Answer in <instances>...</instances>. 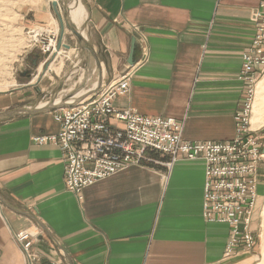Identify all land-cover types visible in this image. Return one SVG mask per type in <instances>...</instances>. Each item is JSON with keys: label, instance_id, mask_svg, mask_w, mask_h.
I'll return each instance as SVG.
<instances>
[{"label": "crops", "instance_id": "crops-1", "mask_svg": "<svg viewBox=\"0 0 264 264\" xmlns=\"http://www.w3.org/2000/svg\"><path fill=\"white\" fill-rule=\"evenodd\" d=\"M261 1L73 0L69 18L92 50H83L82 66L98 71L97 87L82 88L77 99L129 71L115 107L181 121L188 142L231 141L244 93L242 55L255 30L251 13ZM32 69L38 74L37 64ZM60 72L53 81L42 76L1 91L0 113L60 95ZM59 130L53 110L0 117V264H25L12 232L36 235L39 264H231L224 256L228 226L202 215V159L130 165L86 187L78 200L65 188L60 147L32 141Z\"/></svg>", "mask_w": 264, "mask_h": 264}, {"label": "built area", "instance_id": "built-area-1", "mask_svg": "<svg viewBox=\"0 0 264 264\" xmlns=\"http://www.w3.org/2000/svg\"><path fill=\"white\" fill-rule=\"evenodd\" d=\"M251 21L255 30L248 51L242 55L238 79L244 93L234 115L235 134L231 141L188 142L182 137L181 121L115 107V98L128 90L127 71L102 89H93L90 97L72 100L69 106L53 110L60 124L58 133L32 138L38 145L60 147L66 190L82 200L86 187L130 165L162 163L169 168L178 159H202V215L206 222L228 226L224 256L255 253L257 234L253 222L264 152L261 131L252 129L251 117L257 84L264 73V0L252 11ZM49 42H40L43 53L48 51ZM111 120L122 126L112 125ZM156 157L166 159L161 162ZM35 238L31 232H12L25 264H39V257L32 250Z\"/></svg>", "mask_w": 264, "mask_h": 264}, {"label": "rangeland", "instance_id": "rangeland-1", "mask_svg": "<svg viewBox=\"0 0 264 264\" xmlns=\"http://www.w3.org/2000/svg\"><path fill=\"white\" fill-rule=\"evenodd\" d=\"M51 1L0 0V92L10 89L12 85H16L17 83L25 84L31 82L34 84L42 76H44V79H48V81H53V73L61 75L60 71L62 69L65 71V77L62 79L65 80V85L62 87L60 95L55 96L54 99H69L80 88L78 86L70 91H64L69 86L71 80L78 75L80 69H85L82 66L81 57L84 52L80 49L76 37L68 29H65L63 42L70 45L72 52L68 53V49L63 48L61 49V54L55 55L50 49L43 53L39 48L40 42H45V44L49 40L50 42L52 40L57 42L59 37V24L51 7ZM44 11L47 13L49 11L51 16L46 18L44 15L43 17ZM36 17L42 20L37 21ZM36 31L39 34L33 39L32 35ZM81 31H83L82 28ZM84 37H86L85 33ZM36 40L39 42L36 43ZM74 56L76 57V61L73 59ZM33 62L37 64L38 74L32 69L33 65L31 64ZM75 62L79 68L74 69ZM47 67L50 69L54 67L56 69L51 73L48 72ZM26 70L31 71L30 76H21L20 74ZM68 71H75L76 73L68 75ZM263 78L264 73L259 78L257 84L251 127L252 129H259L261 131L264 149V87L259 85ZM74 100L78 99L74 98ZM255 119H257V123ZM258 192V204L253 222V228L257 234L255 253L251 255L253 257L248 258L238 257L240 255L245 257L243 254L234 255L231 257L234 258L231 264H264V158L258 172Z\"/></svg>", "mask_w": 264, "mask_h": 264}, {"label": "water", "instance_id": "water-1", "mask_svg": "<svg viewBox=\"0 0 264 264\" xmlns=\"http://www.w3.org/2000/svg\"><path fill=\"white\" fill-rule=\"evenodd\" d=\"M67 3L63 0H52L51 1V7L57 17L58 24H59V37L57 40L56 44V49H60V47L64 49H70V45L63 43L62 40L64 38V33L65 29H68L77 39V42L79 44V47L82 50H87L92 53L91 48L86 44V41L82 35V33L74 27L69 20V15H68V9H67ZM130 57L133 58V49L131 51ZM98 62V61H97ZM36 63L33 62V66H35ZM30 70H26L23 73H21V76H30ZM72 97V96H71ZM78 101V100H73ZM72 101V102H73ZM71 104L69 99H62L58 103H55V99H51L50 101H47L43 106L41 107H35V108H27V109H19L14 112H7V113H0V117H11L15 115H19L21 113H33L37 111H42V110H55L63 107H67ZM264 152V149H263Z\"/></svg>", "mask_w": 264, "mask_h": 264}, {"label": "bare ground", "instance_id": "bare-ground-1", "mask_svg": "<svg viewBox=\"0 0 264 264\" xmlns=\"http://www.w3.org/2000/svg\"><path fill=\"white\" fill-rule=\"evenodd\" d=\"M73 1V0H72ZM72 1H69L68 3H67V9H68V7H69V4L72 2ZM69 15V14H68ZM76 18H77V14L74 16V20H76ZM69 20H70V23L74 26V27H76L75 26V24H74V21H73V19H70L69 18ZM77 29V28H76ZM39 34V32L38 31H36V32H34V35H32V38L33 39H35L36 38V36ZM83 35V34H82ZM83 37H84V35H83ZM86 38V37H85ZM62 42H63V40H62ZM64 43V42H63ZM56 44H57V42L56 41H54V40H52L51 42H50V44H49V49L53 52V51H55V52H59L61 49H63L62 47H60V49H56ZM70 52H72V49H68V53H70ZM89 54V53H88ZM69 56V55H68ZM91 56V55H90ZM67 57V56H66ZM89 58V57H88ZM90 59V58H89ZM79 68V67H78ZM89 68H90V66H89ZM72 75V74H71ZM74 75V74H73ZM97 80H98V71H97V69H95V68H93V71L91 72V73H87V70H85V69H80V71L78 72V75H76V77L75 78H73L71 81H72V83H73V85L70 87V86H68L67 88H65L64 90H66V91H70V90H72L74 87H80L79 89H78V91L77 92H75L74 93V95L71 97V98H69V101H72V100H74V98H79L80 97V95H84L83 93H81L80 92V90L82 89V88H89V87H97ZM74 92V91H73ZM67 94H68V92H67ZM256 94H257V89H256ZM255 99H256V96H255ZM60 101V98L59 99H55V103H58ZM254 103H255V100H254ZM44 105V104H43ZM253 108H254V104H253ZM253 114H254V112H253ZM252 118H253V116H252ZM252 121V120H251ZM255 122H256V120H255ZM263 215H264V208H263ZM263 253V252H262ZM263 260H264V255H263Z\"/></svg>", "mask_w": 264, "mask_h": 264}]
</instances>
